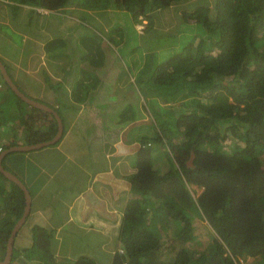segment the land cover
I'll return each instance as SVG.
<instances>
[{
	"label": "trees",
	"instance_id": "16d2710c",
	"mask_svg": "<svg viewBox=\"0 0 264 264\" xmlns=\"http://www.w3.org/2000/svg\"><path fill=\"white\" fill-rule=\"evenodd\" d=\"M18 1L76 17L108 10L130 16L138 42L134 53L145 56L152 53L144 49L143 32L156 30L155 15L156 23L162 21L160 46L170 43L169 50L154 56L153 70L144 80L149 88L148 108L160 113V118L154 116L156 124L149 119L151 144L138 147L146 135L136 147L135 172L128 177L133 196L125 204L116 234L120 248L101 261L82 254L63 263L241 264V260L257 258L264 264V166L259 158L264 150V0H212L203 5H194L195 0ZM177 2L182 7L174 15L176 19L167 10ZM143 21V30H138ZM81 37L79 46L75 43L77 53L95 58L100 52L98 43L94 37ZM52 50L58 54L62 45L54 44ZM101 53L104 55L103 49ZM92 67L90 63L88 69ZM145 70L144 65L140 72ZM91 73L96 72H88L86 82ZM75 77L70 85L72 100H77L56 107L62 119L65 106L80 107L78 97H105L102 87L91 93L80 90ZM8 92L15 107L0 116V123L14 124L21 118L25 123L18 126L19 134L26 144L51 140L57 127L53 115L29 106L9 88ZM14 108L18 112L12 113ZM99 108L105 107L101 103ZM27 110V117H22ZM128 111L130 107L123 110L126 117ZM13 124L3 132H16L14 139L2 149L17 145L19 129ZM63 127L62 137L66 125ZM1 137L0 130V141ZM190 187L201 192L193 196ZM103 191L111 197L116 189L111 186ZM24 206L22 190L0 173V260ZM167 235L172 237L170 242ZM197 246L203 249L200 256ZM164 249H174L168 261L161 259ZM17 252L26 253L28 261L58 264L50 251L48 232H39L30 247L14 245L11 264Z\"/></svg>",
	"mask_w": 264,
	"mask_h": 264
},
{
	"label": "rangeland",
	"instance_id": "374dc122",
	"mask_svg": "<svg viewBox=\"0 0 264 264\" xmlns=\"http://www.w3.org/2000/svg\"><path fill=\"white\" fill-rule=\"evenodd\" d=\"M195 2L197 3L194 5H203L211 3L212 0H195ZM181 7L182 5L177 2L171 6L167 12L173 14L172 18H176L174 15ZM83 16L84 15L76 17L74 13L71 16L66 13H64V16H54V22L56 24L60 19L65 21V26L67 24L70 26V30L68 31L66 28L63 30L56 25L55 35L57 36L59 32L67 38L68 41L70 40V49L76 46L75 43L79 46L76 38L81 32L86 39L94 37L98 43V48H100L99 54L95 55V58H90L89 54L83 51L82 54L72 52L71 66L74 65L71 67V71L72 75L74 73L76 74L74 79L80 90L86 89L91 93L103 87L102 91L105 93V98L107 97V100H102V107L105 108L98 107L97 109L90 110L89 108H77L76 104H70L72 108L70 110L75 111L78 117L81 115L84 117L86 114L85 116H89V120L90 118H95L94 124L89 127L88 125L84 126L82 123L84 120L81 118V120L76 121L75 127L70 126L69 128L66 124L65 134L58 143L27 153H15L12 154L14 156L4 160V167L7 170L16 172L17 177L25 183L30 191L34 192L35 190L32 188V185H36L40 192H44L46 196L39 200V206L41 207L39 213L34 212L35 207L33 206V213L26 218L25 224L18 231L15 247H30L34 240L36 241L39 232H48L50 234V251L58 264L72 262L76 257L82 254L90 257L93 256L94 259L101 261L103 258L108 257L107 253H113L116 249L119 250L120 244L115 235L117 232L107 227V224L110 223L111 220L101 216L99 213V210L103 208L104 205H100V202L95 198L96 191L93 190L87 193L86 188L88 183L82 177L80 180L72 181L71 183L61 180L56 181V179L66 175L67 171L65 165L74 166L72 161L79 160L80 165H84L88 168L98 167V178L101 180L102 185H104L102 179L113 180L115 178L116 180L111 183L114 185L115 189L121 184L118 180V173H124L123 168L126 167V164L128 165V154L133 148L137 147L139 139L143 136L151 135V132H149L151 121L149 122V119L156 124L158 121H154V116L158 120L160 118V113L151 112L150 110V96H146L148 95L149 88L145 81H147L148 76H150L153 70L151 67L155 64L154 56L160 54H158V51H166L170 44L168 42L160 46L159 26L162 21L161 23L159 21V23H156L157 18L155 15L152 20L156 30H147L146 33L143 32L144 40L146 41L144 42V49H146V51H151L152 56H145V53L137 54L139 51L134 53L138 42L130 23V16L128 17L123 14L118 15L109 10L105 13L97 11L92 17L88 15L85 17ZM160 19H162V17ZM76 23L79 24L77 29L74 28ZM145 23L146 21H143V23L138 24L136 28L138 30H143ZM167 26L166 22L163 28L166 29ZM14 40L18 45H25L28 43L26 39L21 40L20 37H14ZM3 45L5 46V44ZM39 49L40 47L38 46L36 51L38 52ZM102 49L104 55L101 53ZM3 52L12 54L9 48ZM15 56L18 57V51L16 52V50ZM148 59H152V61L149 62ZM5 63L8 67L9 63L7 61H5ZM90 63H92L93 67L88 69ZM96 63L97 66H95ZM144 65L148 67V70L141 73L140 70ZM88 72L96 73L95 77H90V80L86 82V77H88L86 74ZM50 81H52L56 87L62 83L54 82L53 80ZM87 85H89V88L86 87ZM32 86L35 87V89L39 87V85L36 87L37 84L33 83H31V85L22 86L24 91L30 96H32V93L29 89H33ZM42 88H45V85L42 86ZM12 105L11 103L2 101L0 110L6 112L9 108L15 107ZM86 105H89V103H86ZM127 106L130 107L131 110L128 111L129 117H126L123 113V110L126 109ZM66 111H69V109ZM16 112H18V110L14 108L12 113ZM65 112L62 113L63 116ZM49 117H47V120ZM130 119H132L131 122H129ZM110 122L120 124L112 126ZM21 123L25 122H20L17 119L14 123V128L19 129L18 126ZM125 125L128 126L123 128ZM9 126L12 125L9 124L5 127L0 125L1 136L4 140H6L4 136L6 135L8 137V134L11 132L6 134L3 130ZM121 128H123V133L119 132ZM114 130L120 133L119 135L113 133V136L117 139L119 138L120 142L118 144L114 143L110 150L109 141L104 140L109 138L107 135L108 132ZM15 134L16 132H12V135ZM147 141L149 142L150 140L146 139L143 143H147ZM156 150L158 149L154 148V151ZM120 156L124 157V161L119 160L116 162ZM259 158L264 166V150L259 154ZM102 165L106 167V170H100L103 168L100 167ZM112 165L118 166L115 168V171L111 170ZM25 168H32L33 171L36 172L34 181L31 182V174L28 181L27 177L24 178L20 173V171L23 172ZM57 169H59V173L56 172ZM42 170H44L45 173ZM67 175H69V177H74L75 175L81 174H75V172L71 170L68 171ZM51 177H53V179H51ZM95 184L97 185V183ZM190 188L193 196L201 192L200 188ZM52 194L55 195L53 196ZM84 201L88 203V206L82 208L81 205ZM89 206L91 210H89ZM79 207L83 209L82 212ZM91 211L96 215L95 218L101 217L110 222L106 224L107 221L100 219L94 221L90 218L80 223L79 220L86 217L85 214L89 215ZM33 222H35L36 225H34ZM33 233L34 236L32 235ZM167 238L168 242L172 240V237L168 235ZM173 244H175V248H178V243L176 241H174ZM197 247V256H200L203 249H200V246ZM173 250L174 249H171L170 252L168 249H164L161 259L163 261H168L172 256ZM17 255V259L12 264H39L36 261L26 260V253L17 252Z\"/></svg>",
	"mask_w": 264,
	"mask_h": 264
},
{
	"label": "crops",
	"instance_id": "0c3cea01",
	"mask_svg": "<svg viewBox=\"0 0 264 264\" xmlns=\"http://www.w3.org/2000/svg\"><path fill=\"white\" fill-rule=\"evenodd\" d=\"M64 13L71 16V14L65 11L62 13L60 12L54 13V11L51 12L50 10L42 8V7L24 4V3L19 2L18 0H14V1L13 0H0V54H1L0 60L3 62L4 66L6 67L8 74L10 75L13 82L24 94H26L33 100L39 101L55 110H56V107H59L60 102H63V104L68 103V102L75 103L74 101L77 100V98L75 97L72 100V96H71L72 85H70L71 82L73 81V77L76 76V74L72 75V71L69 68L71 65V60H72V52H74L75 50V52L77 53V50L75 49V47H72L70 49V40L68 41V39L65 38L61 33L58 32V35L57 36L55 35L56 25H58L60 29L62 28L64 30L66 28V30L68 31L70 30V26L68 24L65 26L64 20L59 19L57 24L54 22V16H57V17L64 16ZM78 27H79V24L76 23L74 25V28L77 29ZM81 36H82V32L79 34V38H77V40L78 39L79 41L82 40ZM14 37H20L21 40L26 39L28 43H26L25 45L23 44L18 45L16 44ZM60 37H61V41H60ZM3 44H5V46ZM54 44L62 45V49H63L62 52H59L58 54L57 52L54 53V51L52 50V48L54 47ZM80 44L83 45L82 43ZM38 46L40 47V49L37 52L36 48ZM7 48L11 50L12 54L3 52ZM15 50L16 52L18 51V57L15 56ZM4 60L9 63L8 67ZM90 76L95 77V73H91ZM50 80H53L54 82H62V83H60V85L56 87L55 84ZM0 83L2 84V86L0 87V99H1L0 103L2 101H6L8 103L14 104V98L8 92L9 87L6 84V82H4V80L2 79L1 75H0ZM31 83L37 84L36 87H38L39 85L38 89H35V87L33 86H32L33 89H29L30 92L32 93V96L26 93L22 87L25 85H31ZM44 85H45V88H42V86ZM101 89H103V87ZM78 99H79L78 104L81 108H85V109L89 108L90 110L91 109L94 110L100 107L102 100H107V97L106 98L103 96L101 97L100 95H96L90 98H87L85 96H80V98L78 97ZM86 103H89V105H86ZM64 108H66L65 111L69 109L68 106H65ZM28 111L29 110H27V112L23 114L24 116L22 117H27L26 114L28 113ZM56 112L58 113L59 111L56 110ZM7 113H8L7 111L3 112L0 110L1 116L6 115ZM85 115L84 117L83 115L78 117V115L75 112L69 109V111L65 112L63 119L62 118L61 119H62L63 124L64 125L67 124V127L69 128L70 126L75 127L76 121L81 120V118L82 120H84L82 122L84 126L88 125L89 127L92 124H94V120L96 119L90 118L89 120V116H85ZM59 116H60V112H59ZM51 118L52 117H49L48 120H50ZM19 120L21 121L22 119L20 118ZM65 120H66V123H65ZM9 123L10 125H12L13 121L8 122V124ZM49 123H51V120L49 121ZM110 124L114 126V125H119L120 123L110 122ZM0 125H3V127L6 126L4 122H1ZM127 126L125 125V127L123 128H126ZM123 128L119 130L120 133H123L122 131ZM20 130H21V127L19 129V132L17 131L18 134L15 138L16 142L17 144H26L23 141L21 134H19ZM88 130L90 131L89 128ZM113 133H116L117 135L120 134L117 132V130L109 131L107 134L109 138L104 140V141H109L110 150L112 149L114 143L118 144L120 142L119 138L117 139L115 136H113ZM4 137L6 138V140L2 139L1 137L0 146H3V145L5 146L6 144L9 143L11 139H14L12 133L8 134V137L6 135ZM144 137L145 136H143V138ZM146 139L151 141V138L148 135L147 138H144L141 141L142 144L138 147H147V145L151 144L150 141L149 142L147 141V143H143ZM137 148L136 147L133 148V150L128 154L129 155L128 165L126 164V167L123 168L124 173H118V180L120 181L121 184L116 188L114 195L111 197L109 196V194L105 196V192L103 190H108L110 189L111 186L114 187V185H112L111 183L114 182L116 178L113 180L102 179L104 183V185H102L101 180L98 178V175H99L98 167L88 168L84 165H80L79 160L72 161V164L74 166L65 165V169L67 171L66 175L62 174L65 176L58 177L56 181L61 180L63 182L66 181L68 183H71L72 181L80 180L81 177L84 178V180L88 183L86 192L90 193L91 191L95 190L96 191L95 198L100 202V205H104L103 208L99 210L100 215L104 216L106 213H108L109 217L107 218L111 220L110 222L109 220L107 219L104 220L101 217L95 218L96 215H94L91 211L89 215L85 214L86 217H84L82 220H79V217H78V220L80 223H83L85 220H88L90 218H92L94 221L97 219H100V220L107 221L106 224L110 222L107 224V227L109 229L110 228L114 229V232H118V224H119V221L121 220V217L123 216L122 214L124 213L125 204L128 198L133 196L130 186L128 185V180H129L128 177L131 176L135 172V167L133 164H134V159L136 158V154L138 151ZM6 149L7 148L2 149L1 152H3ZM16 153H27V152H16ZM12 154H15V153H12ZM12 154L11 156L5 159H9L10 157L14 156ZM123 158H124L123 156H120V158L116 160V162H118L119 160L124 161ZM5 159L3 158L2 161ZM2 166H4V163ZM100 167H103L100 170H103V171L106 170V167H104L103 165ZM117 167L118 166L112 165L111 170L115 171V168ZM3 168L7 170L5 167ZM71 170H73L75 174H81V175H75L74 177H69L67 173L68 171H71ZM7 171L17 176L16 172H13L10 170H7ZM42 171L44 172V170ZM56 172L59 173V169H57ZM20 173L24 176V178L27 177L28 181H29V177L31 174V182L34 181V176L36 178V172H34L32 168L31 169L25 168V170L23 172L20 171ZM53 177H51V179H53ZM95 183H97V185ZM32 188H34L35 190L34 192L28 189L31 194V199H32L31 210L28 216H30L33 213L32 211L33 206L35 207L34 208L35 213H39L41 211V207L39 206V203H40L39 200L46 197L45 193L40 192L39 188L36 185L34 186L32 185ZM52 195L54 196L55 194H52ZM85 206L86 207L88 206V203L86 201L82 203L81 207L85 208ZM81 207L79 208L82 212L83 209ZM89 210H91V208ZM33 223L34 225H36L35 222ZM101 227L104 228L103 226ZM241 264H260V263L257 258H254V259L241 260Z\"/></svg>",
	"mask_w": 264,
	"mask_h": 264
},
{
	"label": "water",
	"instance_id": "95a60500",
	"mask_svg": "<svg viewBox=\"0 0 264 264\" xmlns=\"http://www.w3.org/2000/svg\"><path fill=\"white\" fill-rule=\"evenodd\" d=\"M0 75H1L2 79L4 80V82H6L8 87L12 90V92L17 97H19L22 101L29 104L30 106H33L35 108L41 109L43 111H46V112L52 114L56 120V126H57L56 132H55V134L51 140L41 141V142H37L34 144H17V145L8 147L6 150H4L3 152L0 153V173L3 174V176L7 180H9L12 183L17 185L22 190V192L24 194V198H25V206H24L22 215L15 222V224H14V226L10 232V235H9L7 243H6L5 255H4L3 259L0 260V264H10L12 261L13 247H14L16 235H17L18 231L20 230V228L25 223L26 218L28 217V215L30 213L32 199H31V194H30L28 188L25 186V184L16 175H14L13 173H11V172H9L3 168L2 159L7 154L16 153V152H29L32 150L40 149V148L55 144L62 137L64 127H63L62 119L59 116V114L56 112L55 109L48 107L47 105H45L39 101L33 100L32 98H30L29 96L24 94L16 86V84L11 79L10 75L8 74L6 67L4 66V64L1 60H0ZM193 156H194V154L192 152L190 159L187 162V164L189 166L192 164Z\"/></svg>",
	"mask_w": 264,
	"mask_h": 264
},
{
	"label": "built area",
	"instance_id": "2783aa9c",
	"mask_svg": "<svg viewBox=\"0 0 264 264\" xmlns=\"http://www.w3.org/2000/svg\"><path fill=\"white\" fill-rule=\"evenodd\" d=\"M2 86V84L0 83V87ZM2 150L1 146H0V151Z\"/></svg>",
	"mask_w": 264,
	"mask_h": 264
}]
</instances>
